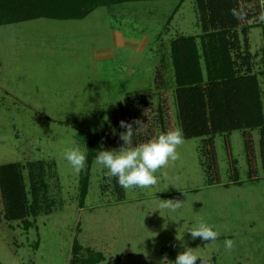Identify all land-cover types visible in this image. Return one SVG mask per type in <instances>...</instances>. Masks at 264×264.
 Masks as SVG:
<instances>
[{
  "label": "rangeland",
  "instance_id": "1",
  "mask_svg": "<svg viewBox=\"0 0 264 264\" xmlns=\"http://www.w3.org/2000/svg\"><path fill=\"white\" fill-rule=\"evenodd\" d=\"M240 2L241 16L257 6L260 14L236 28L233 57H247L242 63L263 90L264 0ZM200 27L197 0L126 2L97 8L82 20L37 18L0 27V166L20 165L34 208L22 220L7 221L0 194V264H70L74 243L79 259L99 256L95 264L174 262L184 245L202 258L196 264H264L259 130L251 134L261 179L240 191L205 188L226 183L231 174L220 134L214 138L218 172L207 138L183 139L178 158L157 169V183L148 187H121L88 153L103 142L118 150L119 133L126 130L121 120L145 123L134 135L136 144L178 127L169 43L191 36L202 53ZM228 143L234 171L245 181L241 131L232 132ZM68 148L86 155L81 171L64 158ZM162 200L183 204L172 210ZM200 222L218 233L216 241L184 232ZM225 239L234 241L231 250Z\"/></svg>",
  "mask_w": 264,
  "mask_h": 264
},
{
  "label": "trees",
  "instance_id": "2",
  "mask_svg": "<svg viewBox=\"0 0 264 264\" xmlns=\"http://www.w3.org/2000/svg\"><path fill=\"white\" fill-rule=\"evenodd\" d=\"M141 1L157 0H0V27L37 18L82 20L100 7ZM178 1L181 4L184 0ZM240 5V0H197L200 30L204 40L202 53H199L195 39L191 36H179L171 41L169 51L176 119L178 127L183 130V139L207 138L213 171L216 173L214 138L218 134L223 135L233 174L234 165L228 140L232 132L241 131L248 175L254 179L257 177V165L251 132L260 131L262 151L264 76L262 90L257 76L242 63L247 61V57L237 56L236 59L241 60L238 63L233 57V51L239 45L236 28L241 25L242 20L259 16L260 12L257 6L253 9L255 12L241 16ZM251 10L252 8L249 9ZM261 12L264 15V5ZM242 33L245 35L246 30L243 29ZM101 146L106 149V142L96 148L90 146L89 156H96ZM262 155L264 160V154ZM82 184L80 196L83 199L87 190L86 181ZM0 194L5 203L4 218L7 221L22 220L27 217L29 210L34 211L33 207L28 206L19 164L0 166ZM1 219L0 213V222ZM78 252L79 246L74 243V258L70 264H95L100 260L95 255L93 258L89 257L88 261H83L79 259Z\"/></svg>",
  "mask_w": 264,
  "mask_h": 264
},
{
  "label": "clouds",
  "instance_id": "3",
  "mask_svg": "<svg viewBox=\"0 0 264 264\" xmlns=\"http://www.w3.org/2000/svg\"><path fill=\"white\" fill-rule=\"evenodd\" d=\"M133 124L136 125L135 128ZM144 125L145 123L139 120L131 123L121 120L120 127L126 129L119 133V139L123 142L122 146L118 150L104 149L101 146V150L94 159L96 165L106 169L108 175L116 178V182L125 189L155 185L157 178L154 173L165 166L169 160L174 161L178 158L177 147L183 143V130L177 127L147 142L136 144L133 142L134 135L142 131ZM112 131L115 135L116 130ZM64 158L77 172L85 167L86 155L79 148L66 149ZM162 201H164V207L172 210L183 204L171 200ZM185 231L190 233L192 239L200 238L202 241L214 242L218 238V233L204 222L192 223ZM233 245L232 239L224 240L226 250H231ZM198 258L201 257L197 256L192 248L184 245V251L177 255L174 262H169L166 257L162 262L163 264H196Z\"/></svg>",
  "mask_w": 264,
  "mask_h": 264
},
{
  "label": "crops",
  "instance_id": "4",
  "mask_svg": "<svg viewBox=\"0 0 264 264\" xmlns=\"http://www.w3.org/2000/svg\"><path fill=\"white\" fill-rule=\"evenodd\" d=\"M230 136V135H229ZM215 143V141H214ZM245 155V153H244ZM230 156H231V152H230ZM232 158V156H231ZM232 161H233V158H232ZM234 170H235V167H234ZM218 172V171H217ZM230 176H229V180L226 182V183H220V182H214L215 183H212V184H206L205 188H209L211 187L210 189H213V188H223V190H228L230 189L231 187H233V189H235L236 191H240L239 190V187H242V185L246 182H255L256 180H259L261 179L260 175L257 173V177L254 178V179H251L248 175V179H246L245 181H242L239 179V173L234 171V173L232 174L231 170H230ZM219 179V178H218ZM248 185V184H247ZM238 189V190H237ZM224 193V192H222ZM213 260H214V257H213Z\"/></svg>",
  "mask_w": 264,
  "mask_h": 264
}]
</instances>
